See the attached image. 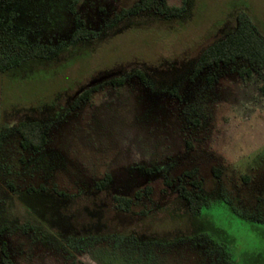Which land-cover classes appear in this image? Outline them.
Segmentation results:
<instances>
[{
    "label": "rangeland",
    "instance_id": "374dc122",
    "mask_svg": "<svg viewBox=\"0 0 264 264\" xmlns=\"http://www.w3.org/2000/svg\"><path fill=\"white\" fill-rule=\"evenodd\" d=\"M137 1L0 0V57H23L0 72V246L15 264H264V68L189 78L242 14L264 39V0L116 19ZM39 45L53 50L31 56ZM20 121L50 125L41 151L20 147ZM179 185L205 205L192 211Z\"/></svg>",
    "mask_w": 264,
    "mask_h": 264
},
{
    "label": "trees",
    "instance_id": "16d2710c",
    "mask_svg": "<svg viewBox=\"0 0 264 264\" xmlns=\"http://www.w3.org/2000/svg\"><path fill=\"white\" fill-rule=\"evenodd\" d=\"M73 11V10H72ZM144 11H154L162 16H176L179 8L176 6H168L166 0H138L130 8L123 9L115 17L119 19L129 15H136ZM91 32L85 29H78L72 34V39L90 35ZM53 48L49 45H39L33 49L31 56L36 58H45ZM21 55H11L0 57V72H4L12 66H18L22 61ZM237 59L245 60L250 66L264 68V39L259 35L257 29L248 19L246 14H242L239 26L232 33L226 35L222 39L216 41L212 45L205 48L198 56L191 74L190 80L195 79L203 69L213 65L228 66ZM240 74L250 73L249 70H240ZM134 75L142 82L146 83V76L141 70H136ZM123 78H113L111 83L121 84ZM98 88L97 85L89 87L82 91L72 102L67 112L75 109L80 102L87 101L90 94ZM175 92L172 90V93ZM49 124H42L39 121H20L16 124L15 130L19 134V145L24 150H32L33 152L41 151L47 143V135L49 131ZM110 181V175H105L104 178L96 183L98 189H103ZM42 186L38 188H29V191H41ZM179 195L185 199L192 211H197L205 205V198L201 194H193L186 190L182 185L178 188ZM146 193L150 192V188L145 189ZM140 192L134 194V198H140ZM113 200L116 202L118 208L125 210L131 198L127 196L114 195ZM1 253L3 255V264H15L9 257L6 250L5 242L1 243Z\"/></svg>",
    "mask_w": 264,
    "mask_h": 264
}]
</instances>
